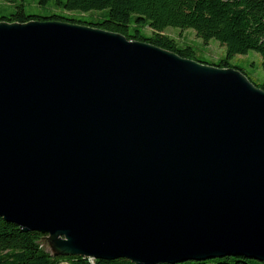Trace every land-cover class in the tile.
<instances>
[{
    "label": "water",
    "instance_id": "obj_1",
    "mask_svg": "<svg viewBox=\"0 0 264 264\" xmlns=\"http://www.w3.org/2000/svg\"><path fill=\"white\" fill-rule=\"evenodd\" d=\"M0 217L52 256L264 263V90L118 32L1 20Z\"/></svg>",
    "mask_w": 264,
    "mask_h": 264
},
{
    "label": "trees",
    "instance_id": "obj_2",
    "mask_svg": "<svg viewBox=\"0 0 264 264\" xmlns=\"http://www.w3.org/2000/svg\"><path fill=\"white\" fill-rule=\"evenodd\" d=\"M58 3L67 12L105 10L106 16L99 20H84L75 15L58 13L32 15L25 12L23 0H0V4H9L16 9L7 15L0 14V21L49 19L87 24L121 33L130 40L147 41L182 57L195 59L190 45H179L174 38L163 33L168 26L192 28L197 37L205 41L214 38L227 46L226 56L217 63L209 64L229 67L228 60L234 54L254 50L261 57L264 73V0H65L64 3ZM255 85L264 90V81ZM42 236L38 231H22L16 224L0 217V264H134L126 258L106 260L52 256L41 245ZM174 264L264 263L244 256H223Z\"/></svg>",
    "mask_w": 264,
    "mask_h": 264
},
{
    "label": "rangeland",
    "instance_id": "obj_3",
    "mask_svg": "<svg viewBox=\"0 0 264 264\" xmlns=\"http://www.w3.org/2000/svg\"><path fill=\"white\" fill-rule=\"evenodd\" d=\"M60 3L65 0H23V7L27 14L32 15H51L58 13L62 15H75L84 20L89 19H102L106 16V11H91L81 13L77 11L67 12L61 8ZM16 9L9 5L5 6L0 4V14L7 15ZM163 33L174 38L179 45L188 44L194 50V58L199 61L208 63H217L220 58L226 56L227 46L220 43L214 38L207 41L197 37L192 28H180L168 26ZM230 67H237L241 69L254 84H260L264 81V73L261 67V57L258 52L248 50L244 54H234L229 60ZM43 248L50 252L47 242L42 243Z\"/></svg>",
    "mask_w": 264,
    "mask_h": 264
}]
</instances>
